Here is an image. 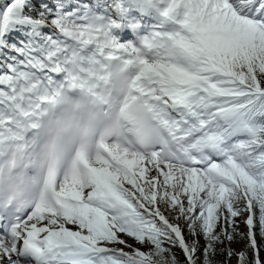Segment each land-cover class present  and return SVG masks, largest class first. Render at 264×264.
<instances>
[{"label":"snow or ice","instance_id":"6c2138e0","mask_svg":"<svg viewBox=\"0 0 264 264\" xmlns=\"http://www.w3.org/2000/svg\"><path fill=\"white\" fill-rule=\"evenodd\" d=\"M70 93L110 126L64 121ZM74 128L90 151H69ZM10 148L38 175L5 193L0 166V264H215L245 213L264 264V0H4Z\"/></svg>","mask_w":264,"mask_h":264},{"label":"rangeland","instance_id":"374dc122","mask_svg":"<svg viewBox=\"0 0 264 264\" xmlns=\"http://www.w3.org/2000/svg\"><path fill=\"white\" fill-rule=\"evenodd\" d=\"M247 217V213L236 218V228L232 233L233 239L231 241L225 240L222 244L218 245L216 250V255L214 256L215 264H241L240 262V254L252 256L253 261L255 260V252L251 248V245L247 238L248 229L245 224V219ZM71 227V226H69ZM183 227V225H182ZM231 231V229H229ZM219 231V229H218ZM185 236L186 239L191 243V235L188 233L185 228ZM257 246L259 248L260 259L264 261V236H262L257 230ZM129 243H133V241L129 240ZM205 244V240L203 237L199 238V246L201 251L198 252V256L200 260H203V246ZM139 247V245H134ZM126 251H130V249H125ZM147 251V248L143 249ZM231 251L232 255L229 256L228 253Z\"/></svg>","mask_w":264,"mask_h":264},{"label":"clouds","instance_id":"9594fccd","mask_svg":"<svg viewBox=\"0 0 264 264\" xmlns=\"http://www.w3.org/2000/svg\"><path fill=\"white\" fill-rule=\"evenodd\" d=\"M75 120L77 121L79 127H85V125L79 124V121H80L79 114H77V116L75 117ZM51 132H52L53 138H55V124H53ZM64 138L66 139L67 146L70 152L79 151L81 149L90 151L92 149L91 137L83 136L78 131H76L75 128L71 130L70 134L67 135L66 137L64 135Z\"/></svg>","mask_w":264,"mask_h":264},{"label":"trees","instance_id":"16d2710c","mask_svg":"<svg viewBox=\"0 0 264 264\" xmlns=\"http://www.w3.org/2000/svg\"><path fill=\"white\" fill-rule=\"evenodd\" d=\"M174 253L179 260L180 264H184V255L179 248L174 249ZM247 264H253L252 256L245 255Z\"/></svg>","mask_w":264,"mask_h":264},{"label":"bare ground","instance_id":"6f19581e","mask_svg":"<svg viewBox=\"0 0 264 264\" xmlns=\"http://www.w3.org/2000/svg\"><path fill=\"white\" fill-rule=\"evenodd\" d=\"M4 2V0H0V3H3ZM130 35H132V34H130ZM34 149H35V147H34ZM5 153V151H0V155L1 154H4Z\"/></svg>","mask_w":264,"mask_h":264}]
</instances>
